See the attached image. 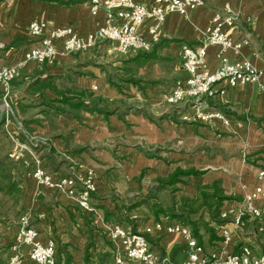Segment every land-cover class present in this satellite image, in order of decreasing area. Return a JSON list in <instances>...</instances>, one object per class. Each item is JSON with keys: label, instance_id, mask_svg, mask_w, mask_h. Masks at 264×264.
<instances>
[{"label": "crops", "instance_id": "crops-1", "mask_svg": "<svg viewBox=\"0 0 264 264\" xmlns=\"http://www.w3.org/2000/svg\"><path fill=\"white\" fill-rule=\"evenodd\" d=\"M87 1L0 0V43L4 45L0 49V64L15 63L37 45L28 31L32 20L45 22L48 29L70 26L83 36L102 25L104 13L91 15ZM135 1L145 6L154 3V0ZM224 6L237 17L236 25L227 30L228 36L233 41H249L239 54L228 52L227 56L232 60L249 61L262 72L264 84V0H206L204 6L192 11L187 18L168 14L158 30L157 54L164 59L146 62L135 74L141 80L142 89L132 83H121L120 89L111 86L107 82L110 72L104 67L102 56L96 57L91 50L59 57L51 64L28 62L23 68L20 78L23 83L19 86H24L22 92L26 98H32L38 112L45 109V99L71 98L74 102L81 90L104 100L97 107L106 114L79 109L76 115L68 116L50 109L48 114L36 113L27 126L30 136L47 142L39 151L49 173L81 175L91 170L94 174L96 192L91 202L103 218L98 224L61 194L48 190L37 194L29 172L20 176L24 191L22 206L25 211L30 210L39 236L54 239L58 264H65L64 254L69 264H86L87 257L96 259L106 252L111 255L112 249L104 234L106 227L119 223L133 232H141L156 221L152 212L157 205L166 208L163 194H183L185 184L192 185V196L197 185L210 186L217 182L225 195L219 208L225 202L239 203L253 190L257 173L264 170V87L255 84L230 87L223 81L213 86L210 95L200 99L204 107L220 111L228 119V125L216 120L209 123L183 121L181 115L192 112V101L173 106L164 98H157L168 80L167 73L174 72L176 79L182 76V47L201 41L211 14ZM148 25L146 21L139 27V33L147 39L150 38ZM108 46L115 50L111 42L98 45L96 50L102 52ZM217 52L216 47H207L209 70L218 66ZM127 53L112 64L114 75L121 72L119 68L127 57L135 54L134 51ZM36 79L48 80L49 87L41 93L30 94L27 84ZM80 100L87 108L93 104L85 97ZM56 104L59 105L57 101ZM11 107L10 115L16 119L13 109L17 106ZM163 115L176 120L159 119ZM12 124L7 118L6 129ZM20 128L24 130V126L16 122L15 129ZM177 171L194 173L175 175ZM165 218L169 222L176 221L159 216V220ZM208 221L207 227L212 232L200 226L201 238L197 239L205 251L220 250L222 238L218 228L221 227L232 232L231 250L236 252L240 246L247 245L260 251L257 234L261 233L256 228L257 221L246 220L238 230L227 221L204 220ZM147 236L153 238L156 246L173 262L185 259L186 248L180 236L155 232ZM89 242H92L90 247Z\"/></svg>", "mask_w": 264, "mask_h": 264}, {"label": "built area", "instance_id": "built-area-1", "mask_svg": "<svg viewBox=\"0 0 264 264\" xmlns=\"http://www.w3.org/2000/svg\"><path fill=\"white\" fill-rule=\"evenodd\" d=\"M206 0H154L150 6H145L135 0H88L91 15L104 13V22L95 30L80 35L70 26L47 28L45 22L32 20L28 31L37 45L27 50L22 58L13 64H0V93L4 100L5 126L11 109L6 100L10 93V82L17 78L28 62L36 64H51L59 57L73 53L88 51L100 42L115 44V50L120 53L129 51H149L153 44L159 41L158 30L168 14H178L187 18L189 14L205 5ZM149 21L145 38L139 33V27ZM237 17L228 6L215 10L210 16L205 35L194 45H184L180 52V67L182 76L177 78L170 90L164 94V101L176 106L191 102L192 112L183 113L181 119L186 122L209 123L219 121L228 125V119L218 110L206 108L200 99L212 93L214 85L226 82L234 87L238 84H255L264 87L262 72L249 61L232 60L228 52L239 54L249 41L242 39L233 41L227 34L228 29L236 25ZM208 46L217 48L218 66L209 70L206 65ZM4 45L0 43V49ZM1 58V56H0ZM3 111V109H2ZM26 136L23 129H18ZM10 138L13 134L8 131ZM46 140L26 136L25 142L15 141L8 157L12 160H22L30 167V175L35 181L36 193L42 190L61 194L75 204L93 214L94 223H102L92 205V196L96 192L94 174L86 170L83 174L67 173L54 175L49 173L43 163L40 147L46 145ZM264 170L257 173V183L253 190L247 193L239 203L225 202L219 208V219L232 224L234 229H242L246 220H255L259 232L264 230ZM106 236L112 243L113 264H124L125 261L142 264H174L166 255L155 253L149 244L147 235H178L185 245V259L180 264H264V246L255 251L247 245L240 246L238 251L230 249L232 232L225 227L218 228L222 238L220 250L205 251L204 246L193 236L190 229L178 221L158 220L141 232H133L122 224L106 227ZM55 241L52 238L42 239L32 224V214L28 211L19 216L17 230L11 241L9 256L5 264H58L55 257ZM227 248V250H226Z\"/></svg>", "mask_w": 264, "mask_h": 264}, {"label": "trees", "instance_id": "trees-1", "mask_svg": "<svg viewBox=\"0 0 264 264\" xmlns=\"http://www.w3.org/2000/svg\"><path fill=\"white\" fill-rule=\"evenodd\" d=\"M44 1H53V0H44ZM54 1H57V0H54ZM158 44H159L158 42L153 44L154 46H152L151 50L149 51H137L135 52L134 55L127 57V59L123 62V66L119 68V71H121L119 73L120 76L119 74L114 75L113 73H108L107 82L111 86L116 87L117 89H120L121 83H132L133 85H139L141 80H138L135 77V74L138 68L143 66L148 61H159V60L164 59V58H161L157 54ZM21 76L22 75L20 73L17 78H21ZM17 78L13 79L10 82V87H11V84L15 83ZM47 87H49L48 80L46 79L37 80L36 79V80L30 81L27 84V91L30 94H33V93L36 94V93H41ZM139 87L141 86L139 85ZM80 97H85V98H88L89 100H92V103H93L92 106L90 108H87L85 106V103L82 100H80ZM56 101L59 103V105L56 104ZM44 102H45V105H44L45 109L42 110V113H45V114H48L50 109H52L54 113L68 115V116L76 115V111H78L79 109H85V110L87 109V111H90V112H98V113L106 114L105 111L97 107V105L101 102H104V100L102 98L93 97L91 93H88L85 90L79 91L78 96L76 97V100L74 102L71 101V98H68V99L61 98L59 100H47V101L45 99ZM65 105L67 106V108L65 107ZM20 106L21 105H19V107ZM10 116L11 115H8V117ZM165 118L171 121L176 120L173 116H170V115L169 116L163 115L159 119H165ZM5 121H6L5 113L3 111H0V139L8 140L10 136L8 134V130L6 129ZM29 123H25V126H24V131L26 132V136H30L29 134L30 130L27 127ZM26 136L22 132H18V134L13 135L15 140L20 143L25 142ZM12 143L14 142L12 141ZM11 149L12 147L6 150H5V147L3 146L0 147V196H1V199H3L4 201H7L8 203H10V205L13 208H15V207H18L22 203V199L24 198V191L22 187L20 186V176L27 172L30 173V167H26L23 164L22 160L15 161V160L10 159L8 157V154L11 151ZM184 173L192 174L194 172L193 171H189V172L177 171L174 174L179 175V174H184ZM223 199H225V195L222 193V189L219 188L217 182H214L210 186L209 185H205V186L197 185L196 193L192 198L186 199L184 197H180L178 200V203L173 201L174 204H178L176 205L177 207L176 210H173L171 208L167 209L165 207H162L161 205H157L155 209L153 210L152 214L154 218L156 219V221L159 220L160 215H163L170 220H176L184 224L190 229L193 236H195L198 240H200L201 236L199 235V232H198L200 226H204V229L207 232L209 233L212 232L211 229L207 227L209 221L204 222L205 219L203 220L201 218L192 220L190 216L192 214L197 213L201 207L206 206V210L208 211V220L214 221V220L219 219L218 218L219 217L218 216L219 206ZM209 200H211V203H208ZM0 203H2L1 200H0ZM25 212L26 211L23 208V206H19V210L17 211V214L20 213V216H21ZM88 214H89L88 216L92 220L93 214L91 213H88ZM100 230L103 231V229L101 228ZM104 234L106 235V232ZM147 239L148 241L150 240L148 236H147ZM109 243L107 244L110 245L111 249H113L112 243L110 241ZM91 245H92V242H89L87 246L90 247ZM10 246H11V242L6 244L5 246H2V248L0 247V250L2 251L4 250L5 252L8 251L9 253ZM109 256L111 257L109 258ZM109 259H111L110 263L113 264L112 253L111 255L108 252L101 254L97 257V260H98L97 264H108L107 262ZM172 259L174 260V258ZM5 261L6 260L1 258L0 256V264H4ZM64 261H65V264H69V258L67 257V254H64ZM86 264H89V263L86 262Z\"/></svg>", "mask_w": 264, "mask_h": 264}, {"label": "rangeland", "instance_id": "rangeland-1", "mask_svg": "<svg viewBox=\"0 0 264 264\" xmlns=\"http://www.w3.org/2000/svg\"><path fill=\"white\" fill-rule=\"evenodd\" d=\"M217 10H219V9H217ZM104 43H106V42L98 43L94 48L91 49V51L96 55V57L102 56V61L104 62V67L110 73H113V72H115V70L113 67H111L112 64L116 63L119 58L124 57V56L128 55L129 53H127V52L126 53H120L116 50H113V48L111 46H108V49H106L107 47H104V50L102 52L96 50L98 45H101ZM129 52H131V51H129ZM165 76L168 79L167 80L168 83L166 82V84H163L162 91L157 94L158 100H161L164 98V94L169 89V87H171L173 81L176 79L174 77L175 76L174 72H169ZM21 81L22 80L20 78H17L15 83L11 84L10 93H9V96L6 100V103L10 107V109H12L11 105H13V104L15 106H17L16 109H13L14 114L16 116V119H13L12 116L8 117V121L13 122L11 128H13V126H14L13 129L9 128L8 131L10 133H12L13 135L18 134V131L15 129L16 122H20L23 126H25V123H29L33 120V116L36 113H40V112L42 113L41 109H39V112L36 110V106H35L36 104L33 103V100L31 97H28V98L25 97V94L22 92L23 91L22 87H24V86L23 85L22 86L20 85L21 87L19 86L20 83H23ZM19 105H21V106L19 107ZM0 106L3 109V112L5 113L4 109L6 108V106H5L4 100L1 96V93H0ZM9 115H10V113H9ZM12 141L14 143H12ZM15 141L16 140L14 137H12L11 139L9 138L8 140L0 139V147L1 146L5 147V150L10 149L11 147L13 148L15 146ZM191 192H193L192 185L191 184H185V186L182 190L183 194H179L176 192L173 194V196H170V195L164 193L162 196L163 197L162 200L166 204L164 206H166L167 209L171 208L173 210H176V208H177L176 205H178V204H174L173 201L178 203V200L181 196H183L186 199L192 198L195 195V193L192 196H190ZM173 197H174V199H173ZM0 200L2 202V203H0V242H1L0 247L2 248V246H5L6 244H8L11 241L12 235L14 233L13 231L16 230L15 225L17 223L19 216H20V213L17 214V211L19 210V206H22L23 203H21L18 207L13 208L10 205V203L1 199V196H0ZM208 203H211V200H209ZM26 212H28V211H26ZM199 216H201V217H199ZM190 217L192 218V220H196L197 218H201L204 220V219L208 218V211L206 210V206L201 207L197 213L192 214ZM260 233H261L260 235L257 234V238H258V240L260 239L259 248H262L264 246V230L261 231ZM1 234H2V236H1ZM149 244H150L151 249L155 253H157L159 255H165L163 252H161L159 247L156 246V244L153 242V238H150ZM92 249H94V247ZM226 250H227V248H226ZM8 255H9L8 251L5 252L4 250L3 251L0 250V256L4 260L7 261ZM88 255H91V253H89ZM95 260L97 261V258L95 259V257L91 256L90 259L87 257L86 262L91 264V263L96 262ZM172 263L180 264L181 262H179L177 260V262H172ZM124 264H142V263L133 262V261H125Z\"/></svg>", "mask_w": 264, "mask_h": 264}]
</instances>
